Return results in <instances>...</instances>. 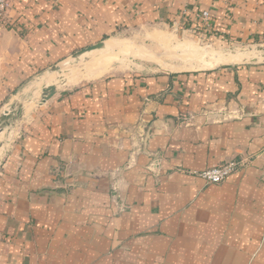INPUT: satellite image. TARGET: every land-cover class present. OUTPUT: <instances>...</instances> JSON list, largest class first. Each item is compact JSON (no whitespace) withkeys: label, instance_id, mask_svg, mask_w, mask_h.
Segmentation results:
<instances>
[{"label":"crops","instance_id":"0c3cea01","mask_svg":"<svg viewBox=\"0 0 264 264\" xmlns=\"http://www.w3.org/2000/svg\"><path fill=\"white\" fill-rule=\"evenodd\" d=\"M8 17L0 115L26 84L130 28L264 44V0H10ZM8 130L0 264H264V61L57 88ZM232 159L247 163L224 181L199 176Z\"/></svg>","mask_w":264,"mask_h":264},{"label":"rangeland","instance_id":"374dc122","mask_svg":"<svg viewBox=\"0 0 264 264\" xmlns=\"http://www.w3.org/2000/svg\"><path fill=\"white\" fill-rule=\"evenodd\" d=\"M104 43L103 49L93 50L78 58H72L71 55L57 64L58 70H48L40 75H52L55 76V80L50 78L49 82L45 81L46 83L26 84L23 92L12 97L5 107L6 111L15 109L17 104L22 105L23 111L33 108L38 104L43 85L55 84L58 89L71 88L81 82L109 74L144 72L158 68L166 70L207 69L240 62L247 58L241 54H222L230 47L243 48V46L220 44L192 32L182 33L173 31L171 28L164 31L146 27L130 28L112 34L104 40ZM58 76L60 77L56 78ZM36 84L38 86H35ZM19 119L10 122L7 126H14ZM7 126H3L0 130L2 131L0 132V145L5 144L13 135L12 130L9 131ZM1 151L2 147H0V154Z\"/></svg>","mask_w":264,"mask_h":264},{"label":"water","instance_id":"95a60500","mask_svg":"<svg viewBox=\"0 0 264 264\" xmlns=\"http://www.w3.org/2000/svg\"><path fill=\"white\" fill-rule=\"evenodd\" d=\"M105 47L104 41L97 42L85 48H82L72 54V58H78L79 56L91 52L93 50H100ZM223 55L227 54H241L247 56L245 60L236 63H244V62H257V61H264V44H254V45H247L243 48H236L230 47L228 50L222 52ZM234 64V63H227L226 65ZM219 65V64H217ZM216 67V66H213ZM211 67V68H213ZM58 66H53L51 70L56 71L58 70ZM56 85L50 84L48 86H43L41 88V95L39 97L38 103L44 102L51 98L56 92ZM22 105L17 104L15 109L11 111H6L0 115V130L3 126H7L10 122H14L22 116Z\"/></svg>","mask_w":264,"mask_h":264},{"label":"built area","instance_id":"2783aa9c","mask_svg":"<svg viewBox=\"0 0 264 264\" xmlns=\"http://www.w3.org/2000/svg\"><path fill=\"white\" fill-rule=\"evenodd\" d=\"M10 8V0H0V30L11 28L8 10ZM205 17L207 13L203 14ZM245 159L229 160L225 163L218 164L207 168L199 173L206 183L218 184L224 181L230 174L237 172L246 165Z\"/></svg>","mask_w":264,"mask_h":264},{"label":"bare ground","instance_id":"6f19581e","mask_svg":"<svg viewBox=\"0 0 264 264\" xmlns=\"http://www.w3.org/2000/svg\"><path fill=\"white\" fill-rule=\"evenodd\" d=\"M63 71V70H62ZM53 74V73H52ZM57 74V73H56ZM63 74V73H62ZM60 76H61V74H60ZM53 77H55V76H46V75H44V76H41L40 78H38V79H36V80H33L30 84H34V83H37L38 84V82H45L46 80L48 81V79H49V81H50V78L52 79ZM65 80V79H64ZM48 81V82H49ZM62 82H63V80H62ZM67 82V81H66ZM46 83V82H45ZM35 85V86H38V85ZM40 84H42V83H40ZM31 86V85H30Z\"/></svg>","mask_w":264,"mask_h":264}]
</instances>
